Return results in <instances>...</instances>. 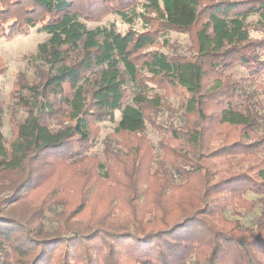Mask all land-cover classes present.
I'll list each match as a JSON object with an SVG mask.
<instances>
[{
    "label": "trees",
    "instance_id": "16d2710c",
    "mask_svg": "<svg viewBox=\"0 0 264 264\" xmlns=\"http://www.w3.org/2000/svg\"><path fill=\"white\" fill-rule=\"evenodd\" d=\"M32 32L0 103V264H264V0H0V38ZM148 127L159 153L116 147Z\"/></svg>",
    "mask_w": 264,
    "mask_h": 264
},
{
    "label": "rangeland",
    "instance_id": "374dc122",
    "mask_svg": "<svg viewBox=\"0 0 264 264\" xmlns=\"http://www.w3.org/2000/svg\"><path fill=\"white\" fill-rule=\"evenodd\" d=\"M108 20H117V22L121 24V21L118 18L113 17V16L109 17ZM97 24L99 23L89 22L90 27H94ZM121 27L125 28L126 26L121 24ZM253 34L255 35V37L261 36L260 35L261 32L259 31H255L253 32ZM173 37L175 40H181L184 43L188 42L187 37L184 35L174 34ZM45 38H46V35L38 34L35 32H32L29 35L17 36L14 39L0 38V65L7 67L6 73L1 78L3 80V83L0 85V103L1 104H4L5 106L12 104L11 90H12L13 82L17 78V75L19 72L27 70V67L30 66L29 61L33 60V56L37 52L38 43L45 40ZM118 118H119V115H118ZM6 127L8 129L7 123H6ZM113 132H114V124H112L111 122L106 123L103 126V130H101L100 132L101 138L102 139L106 138L108 135L112 134ZM117 138H118L117 139L118 141L116 143V147L119 150H122L125 152L130 151L131 149L130 153H132V155H134L133 153H135L139 147H143L145 149L149 147L146 150L147 154L151 153V151L154 153H157V152L159 153V142L161 139V135L155 130L151 129L150 127H148L146 132L140 135H135V134L125 135L124 134V135L118 136ZM126 141L129 142V144L125 146L124 144L126 143ZM102 146L103 144L100 143L99 147L101 148ZM129 157L132 158L133 156L129 155ZM138 168L140 169L141 174L143 175V178L146 179L145 181L140 183L142 184L143 187L148 185L149 188L155 190L158 184H160L161 186L164 185V180L162 181L163 178L161 180L159 179L154 180L151 175L147 174L143 170V168L140 167V164L136 166L130 165V170L136 171ZM53 186H55V184L47 183L44 187H42V190L36 194L35 203H38V204L43 203L45 201L46 196L49 195L48 189L52 188ZM184 191L185 189L183 190V192ZM61 192L67 194L68 190H61ZM2 194L4 193L0 189V195ZM164 194L167 196L165 198L169 200L170 205H171L174 201L181 199V196L183 193H180V191L176 193L175 190L172 191L169 188V190L167 192H164ZM69 195H72V194L69 193ZM144 198H145V195L143 196V200ZM16 206H17L18 211H20L21 208L23 207V202L18 203ZM242 208L243 209L241 211L245 212L246 209H248V206L242 207ZM256 210L257 209L254 208V212ZM29 211H30V208H29Z\"/></svg>",
    "mask_w": 264,
    "mask_h": 264
}]
</instances>
